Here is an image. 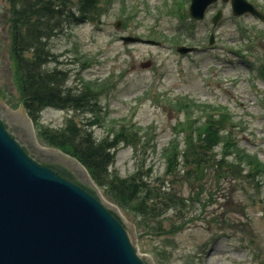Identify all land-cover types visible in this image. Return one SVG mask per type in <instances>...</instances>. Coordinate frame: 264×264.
Here are the masks:
<instances>
[{
	"label": "rangeland",
	"instance_id": "obj_1",
	"mask_svg": "<svg viewBox=\"0 0 264 264\" xmlns=\"http://www.w3.org/2000/svg\"><path fill=\"white\" fill-rule=\"evenodd\" d=\"M249 1L264 12V0ZM98 3L90 18L67 23L48 46L57 67L69 74L65 88L105 87L97 98L99 115L45 108L41 125L60 127L70 117L81 123L95 118L89 129L97 139L127 129V140L115 147L112 171L125 177L139 170L152 187L186 203L176 206L175 216L174 207L165 205L161 216L150 218L121 210L136 230L140 254L154 264H264V21L249 14L236 17L230 3L221 0L196 22L188 15L190 0ZM7 6L0 0V99L18 110L21 98L10 55ZM217 10L222 16L212 27ZM117 20L120 28L115 27ZM211 32L213 44L208 43ZM120 35L161 44H124ZM179 44L199 50L180 55ZM147 60L151 66L141 68ZM190 100L197 123L188 124L203 122L207 113H225L227 136L258 158L261 175L254 168L248 179L239 176V168L233 175L217 174L210 165L201 174L179 159L177 170L166 173L167 156L174 149L181 152L188 138L184 124ZM214 150L218 159L221 146ZM181 217L186 221L181 229L167 232Z\"/></svg>",
	"mask_w": 264,
	"mask_h": 264
},
{
	"label": "water",
	"instance_id": "obj_2",
	"mask_svg": "<svg viewBox=\"0 0 264 264\" xmlns=\"http://www.w3.org/2000/svg\"><path fill=\"white\" fill-rule=\"evenodd\" d=\"M215 1L191 0V18L203 19ZM230 2L235 16L250 13L264 20V13L247 0ZM221 15L217 11L213 25ZM120 26L117 21L115 27ZM121 40L159 44L137 36ZM195 50L177 47L181 54ZM150 65L141 63L142 68ZM21 104L15 110L0 99V264H154L138 252L133 224L103 200L82 164L37 142Z\"/></svg>",
	"mask_w": 264,
	"mask_h": 264
},
{
	"label": "trees",
	"instance_id": "obj_3",
	"mask_svg": "<svg viewBox=\"0 0 264 264\" xmlns=\"http://www.w3.org/2000/svg\"><path fill=\"white\" fill-rule=\"evenodd\" d=\"M10 31V55L14 62L18 79L20 98L28 116L34 123L36 136L42 143L57 147L78 159L87 169L94 183L102 189L104 195L122 211L138 213L143 218L161 216L162 206L185 207L183 199L152 187L146 182L141 172L136 170L128 176H120L112 171L115 147L127 140L126 128L122 127L113 136L100 139L94 137L89 126L95 118L86 122L68 118L61 127L44 126L40 123L41 112L45 108L89 111L99 115L97 98L105 87L94 89L85 84L81 90L72 91L64 87L68 72L57 67L48 46L49 40L61 32V28L70 22H83L99 8V0H6ZM53 62L55 65L49 67ZM185 105H187L185 103ZM192 100L185 107L190 117L186 116L189 131L188 138L181 152L176 149L167 156L166 173L177 170L178 159L185 166L203 173L209 165L218 173L233 175L235 168L239 176L248 179L255 169L261 175V163L254 154L239 148L235 141L227 136L225 113L212 115L207 113L203 122L197 123L192 118ZM99 119L97 118V122ZM192 133V134H190ZM221 146L222 154L217 159L215 148ZM233 160H228V157ZM246 164V168L245 165ZM177 165V166H176ZM175 168V169H174ZM174 169V170H173ZM173 170V171H172ZM246 170V171H245ZM245 171V173H243ZM177 206V207H176ZM185 217L177 224L171 222L167 232H178Z\"/></svg>",
	"mask_w": 264,
	"mask_h": 264
},
{
	"label": "flooded vegetation",
	"instance_id": "obj_4",
	"mask_svg": "<svg viewBox=\"0 0 264 264\" xmlns=\"http://www.w3.org/2000/svg\"><path fill=\"white\" fill-rule=\"evenodd\" d=\"M15 135V134H14ZM17 136V135H16Z\"/></svg>",
	"mask_w": 264,
	"mask_h": 264
}]
</instances>
